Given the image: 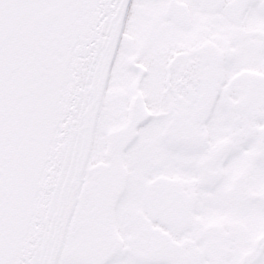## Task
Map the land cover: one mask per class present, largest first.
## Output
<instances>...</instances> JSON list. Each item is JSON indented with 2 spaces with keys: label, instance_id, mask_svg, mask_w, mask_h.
<instances>
[{
  "label": "snow or ice",
  "instance_id": "1",
  "mask_svg": "<svg viewBox=\"0 0 264 264\" xmlns=\"http://www.w3.org/2000/svg\"><path fill=\"white\" fill-rule=\"evenodd\" d=\"M0 264H264V0H0Z\"/></svg>",
  "mask_w": 264,
  "mask_h": 264
}]
</instances>
